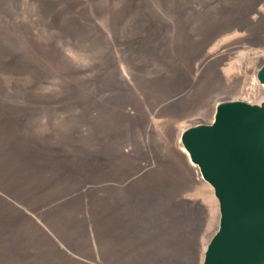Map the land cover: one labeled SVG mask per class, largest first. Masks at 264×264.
I'll list each match as a JSON object with an SVG mask.
<instances>
[{
  "label": "rangeland",
  "instance_id": "374dc122",
  "mask_svg": "<svg viewBox=\"0 0 264 264\" xmlns=\"http://www.w3.org/2000/svg\"><path fill=\"white\" fill-rule=\"evenodd\" d=\"M263 62L264 0H0V264H203L181 134Z\"/></svg>",
  "mask_w": 264,
  "mask_h": 264
},
{
  "label": "water",
  "instance_id": "95a60500",
  "mask_svg": "<svg viewBox=\"0 0 264 264\" xmlns=\"http://www.w3.org/2000/svg\"><path fill=\"white\" fill-rule=\"evenodd\" d=\"M181 141L219 202L203 264H264V101H219L213 120L186 127Z\"/></svg>",
  "mask_w": 264,
  "mask_h": 264
},
{
  "label": "bare ground",
  "instance_id": "6f19581e",
  "mask_svg": "<svg viewBox=\"0 0 264 264\" xmlns=\"http://www.w3.org/2000/svg\"><path fill=\"white\" fill-rule=\"evenodd\" d=\"M98 15H99V12H98ZM96 18H97V16H96ZM93 20V19H92ZM97 20V19H96ZM159 20V19H158ZM94 22V21H93ZM154 25V24H153ZM154 30V29H153ZM98 31V30H97ZM96 33V32H95ZM97 35V34H96ZM98 35H99V33H98ZM92 44V43H91ZM149 45V44H148ZM148 45H146V46H148ZM151 45V44H150ZM100 52V51H99ZM97 55V54H96ZM29 61V60H28ZM30 65V64H29ZM25 66V65H24ZM33 67V66H32ZM26 69V68H25ZM28 69V68H27ZM24 70V69H23ZM30 70H31V68H30ZM29 70V71H30ZM19 71H21V70H19ZM28 71V70H27ZM24 72V71H23ZM33 72H35V71H32V74H33ZM17 73V72H16ZM21 73V72H20ZM19 74V73H18ZM28 74V73H27ZM21 75V74H20ZM31 75V74H30ZM46 75V74H45ZM49 77V76H48ZM51 77V76H50ZM53 77V76H52ZM37 78V77H36ZM32 79V78H31ZM34 79V78H33ZM33 79H32V81H33ZM35 80V79H34ZM37 81V80H36ZM263 86H264V84H262ZM201 174V173H200Z\"/></svg>",
  "mask_w": 264,
  "mask_h": 264
}]
</instances>
